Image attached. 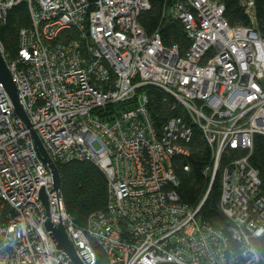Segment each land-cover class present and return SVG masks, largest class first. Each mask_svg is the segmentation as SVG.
Here are the masks:
<instances>
[{"label":"built area","instance_id":"2783aa9c","mask_svg":"<svg viewBox=\"0 0 264 264\" xmlns=\"http://www.w3.org/2000/svg\"><path fill=\"white\" fill-rule=\"evenodd\" d=\"M240 2L252 26L231 27L221 0L165 5L163 18L180 21L191 43L183 51L145 33L139 19L150 0H0V25L23 4L31 18L16 56L0 41L28 117L0 82V264H76L44 226L42 186L50 223L63 217L83 264H99L98 248L108 264H264V197L250 162L264 136V39L254 0ZM149 86L176 99L190 122L173 117L158 129ZM192 126L212 153L197 208L181 202L173 166L189 155ZM34 134L57 167L89 161L105 174L109 204L86 227L68 214ZM219 175L226 231L199 217Z\"/></svg>","mask_w":264,"mask_h":264},{"label":"trees","instance_id":"16d2710c","mask_svg":"<svg viewBox=\"0 0 264 264\" xmlns=\"http://www.w3.org/2000/svg\"><path fill=\"white\" fill-rule=\"evenodd\" d=\"M175 0H150V9L139 19L145 33L154 35L160 33L163 44L166 47L179 45L183 51H187L189 42L181 22L174 21L170 16L163 18L164 7L170 6ZM226 8L224 17L231 27L252 26L246 8L242 7L240 0H221ZM256 28L259 29L264 39V0H254ZM31 23L27 5H19L12 9L8 15L6 25H0V41L5 51L12 57L18 53L19 34L24 27ZM145 93L150 100L149 111L152 120L159 129L162 124L173 117L184 118L189 121L184 108L172 96H168L163 90L154 87L145 88ZM193 137L188 144L189 155L177 156L173 160L174 172L178 178L177 193L185 206L197 208L203 197L209 190L210 180L204 176V171L211 161V152L204 141L202 131L192 126ZM253 155L251 165L260 175V195L264 197V136L254 138ZM231 157L238 155L232 152ZM227 162V161H226ZM189 171H186V167ZM60 171L64 204L69 215L76 225L86 227L89 218L104 211L109 202L108 180L97 165L89 161H74L58 166ZM221 176L216 179L208 199L201 208L199 215L203 222L213 225L221 230L227 229L229 221L220 211ZM99 264H108L101 248L97 249Z\"/></svg>","mask_w":264,"mask_h":264},{"label":"water","instance_id":"95a60500","mask_svg":"<svg viewBox=\"0 0 264 264\" xmlns=\"http://www.w3.org/2000/svg\"><path fill=\"white\" fill-rule=\"evenodd\" d=\"M0 82L5 85V89L7 94L10 96L13 106H15V110L18 114H20L25 121L28 123V117H25L22 107L19 104V98L16 94L15 85L12 83L11 73H9L8 67L2 55L0 53ZM35 143L37 149L41 153L42 160H44L45 164L47 165L51 175L53 176V182L55 185V190L58 193H61L62 190V182H61V175L60 171H58V167L54 163L53 160L50 159L46 149H44L42 142L37 136L34 134ZM39 197L43 201V204L46 207V212L48 219L45 221L44 226L47 229L49 237L52 239L54 246L63 252L65 255H68L71 259L75 261L76 264H83L81 259L77 257L76 248H74L73 244L71 243L65 228L63 226V217L59 216L58 227H53L50 223V204L48 202V195L45 194V186H42L41 190L39 191Z\"/></svg>","mask_w":264,"mask_h":264}]
</instances>
